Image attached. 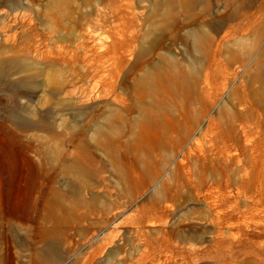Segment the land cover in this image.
<instances>
[{
  "label": "rangeland",
  "instance_id": "rangeland-1",
  "mask_svg": "<svg viewBox=\"0 0 264 264\" xmlns=\"http://www.w3.org/2000/svg\"><path fill=\"white\" fill-rule=\"evenodd\" d=\"M257 61L264 0H0V264H264ZM45 154L76 192L47 239L30 220Z\"/></svg>",
  "mask_w": 264,
  "mask_h": 264
},
{
  "label": "bare ground",
  "instance_id": "bare-ground-1",
  "mask_svg": "<svg viewBox=\"0 0 264 264\" xmlns=\"http://www.w3.org/2000/svg\"><path fill=\"white\" fill-rule=\"evenodd\" d=\"M245 26H236L233 27L229 33H236L245 30ZM164 32V31H163ZM162 32V35H163ZM161 44V40L156 41V47ZM222 46L219 43L218 50H221ZM224 73H228L227 68H223ZM161 72H157L156 76H161ZM254 78L264 80V64L257 61L254 68ZM18 95V94H16ZM142 102V101H141ZM264 107V91H262V100ZM254 106H252V111ZM32 122H25L24 125H31ZM212 131V126L208 125L205 132ZM251 134V131L246 132ZM112 141L117 145H121L125 150H127V142H124L120 136L113 137ZM252 143V142H251ZM228 151H231L228 146L225 147ZM46 157L42 158L41 163L39 164V175L35 181V191L36 199L42 203L38 205L36 209H33L30 220L37 224V230L40 236L43 239H47L50 235L55 233H62L70 224L72 215L75 214V209L71 205L66 203L68 196L75 194L74 190L70 191L63 189L57 183L59 182L58 173L63 171L65 168L61 164H57L49 159L48 154H45ZM90 157H86L85 154H77L76 157L70 158L71 167H67L72 171L78 169L85 170V166H90L89 162ZM136 168V167H134ZM97 168H95L96 170ZM95 172V171H94ZM74 173V172H73ZM75 174V173H74ZM76 179L71 180L72 186H76ZM36 212V213H33ZM160 248H141L135 252L128 253L125 251L122 254V263L118 264H182L178 263L177 260H172L171 257L161 258L159 257L156 261L155 253L159 251ZM52 250L47 248L36 250V260L35 264H52L48 262L46 258L53 255ZM101 252V248L93 249L90 254L80 263V264H107L102 262H95L94 260L98 257V254ZM120 249L112 250L109 253V256L105 260H109L114 257V255L120 254ZM232 264H236L235 260H232Z\"/></svg>",
  "mask_w": 264,
  "mask_h": 264
}]
</instances>
